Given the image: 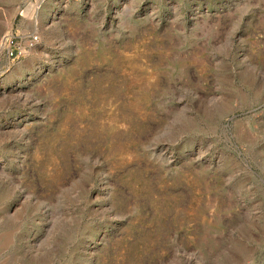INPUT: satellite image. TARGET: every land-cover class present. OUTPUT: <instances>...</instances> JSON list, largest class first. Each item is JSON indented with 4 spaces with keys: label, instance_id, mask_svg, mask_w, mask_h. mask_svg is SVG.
<instances>
[{
    "label": "rangeland",
    "instance_id": "1",
    "mask_svg": "<svg viewBox=\"0 0 264 264\" xmlns=\"http://www.w3.org/2000/svg\"><path fill=\"white\" fill-rule=\"evenodd\" d=\"M0 264H264V0H0Z\"/></svg>",
    "mask_w": 264,
    "mask_h": 264
},
{
    "label": "built area",
    "instance_id": "2",
    "mask_svg": "<svg viewBox=\"0 0 264 264\" xmlns=\"http://www.w3.org/2000/svg\"><path fill=\"white\" fill-rule=\"evenodd\" d=\"M38 42V36L32 31L6 32L0 36V55L9 61L23 57Z\"/></svg>",
    "mask_w": 264,
    "mask_h": 264
}]
</instances>
